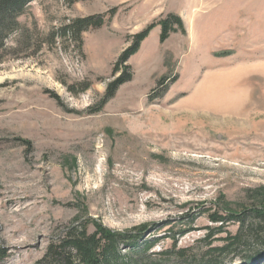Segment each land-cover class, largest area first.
Returning a JSON list of instances; mask_svg holds the SVG:
<instances>
[{"label": "rangeland", "instance_id": "rangeland-1", "mask_svg": "<svg viewBox=\"0 0 264 264\" xmlns=\"http://www.w3.org/2000/svg\"><path fill=\"white\" fill-rule=\"evenodd\" d=\"M68 1L30 2L0 51V264H38L92 220L146 225L138 244L190 248L181 264L192 253L194 264H248L257 242L206 254L205 227L217 224L201 210L249 209L264 187V0ZM169 14L185 32L160 42L153 28L127 60L131 79L92 113L133 35ZM88 16L103 23L79 40L59 34Z\"/></svg>", "mask_w": 264, "mask_h": 264}, {"label": "trees", "instance_id": "trees-1", "mask_svg": "<svg viewBox=\"0 0 264 264\" xmlns=\"http://www.w3.org/2000/svg\"><path fill=\"white\" fill-rule=\"evenodd\" d=\"M33 0H0V51L6 49V40L12 33H17L19 30L18 18L26 11L27 6ZM79 0H69L72 4ZM103 23L101 16H88L72 21L69 25L63 27L59 34L61 36L70 35L69 37L79 40L82 32L91 26H100ZM159 26L160 34L159 41L164 42L171 32L176 30L184 31L182 20L179 16L169 14L165 18L153 21L147 25L141 32L133 35V43L120 56L116 63V68L113 72L119 70L120 66L123 70L122 74L116 79L110 81L106 85L105 92L101 97L98 105L91 111L96 113L101 110L103 105L109 100L118 87L129 81L132 77L129 66L126 64L127 60L137 52L141 42L145 40L149 32ZM1 60V56H0ZM164 78L159 80V84H163ZM88 85L82 89L86 90ZM253 203L249 209H242L235 211L227 205L215 204V209H202L201 213L207 215L209 222L217 224L214 227H205L206 235L203 240L208 246L206 254H226L231 252L234 248L249 246L257 242L259 249L254 251L244 259L248 264H255L260 260H264V187L253 190L251 194ZM256 200V202H255ZM193 216V215H191ZM190 216V217H191ZM189 217V216H188ZM252 218L253 223H248V219ZM191 217L188 220V225L193 222ZM252 221V220H251ZM94 226L93 232H88L87 221L80 222L77 225L71 226L65 232L63 237L52 241L47 250L38 262V264H170L171 256L180 264L188 262L186 253L190 252V248L176 249V242L174 241L171 250L153 253L154 240L144 241L141 245L138 240L142 239L144 233L148 230V226H140L127 232L111 231L95 221H91ZM230 222L238 224L236 234H230L224 227ZM187 231H181V234ZM226 233V237L214 239L215 234ZM213 241H222L220 246H212ZM121 246L127 249L126 253L121 251ZM191 254V253H190ZM0 256H4V251L0 250ZM160 256L162 259L153 258ZM193 260L190 264H194L195 255L190 256ZM202 264H224L222 261L208 258L202 259ZM230 264H232L230 262Z\"/></svg>", "mask_w": 264, "mask_h": 264}, {"label": "bare ground", "instance_id": "bare-ground-1", "mask_svg": "<svg viewBox=\"0 0 264 264\" xmlns=\"http://www.w3.org/2000/svg\"><path fill=\"white\" fill-rule=\"evenodd\" d=\"M236 264H241L240 262H236Z\"/></svg>", "mask_w": 264, "mask_h": 264}]
</instances>
